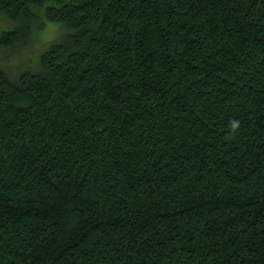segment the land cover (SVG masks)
<instances>
[{"label":"trees","instance_id":"16d2710c","mask_svg":"<svg viewBox=\"0 0 264 264\" xmlns=\"http://www.w3.org/2000/svg\"><path fill=\"white\" fill-rule=\"evenodd\" d=\"M0 53V264H264V0H0Z\"/></svg>","mask_w":264,"mask_h":264},{"label":"rangeland","instance_id":"374dc122","mask_svg":"<svg viewBox=\"0 0 264 264\" xmlns=\"http://www.w3.org/2000/svg\"><path fill=\"white\" fill-rule=\"evenodd\" d=\"M8 25H11V24H5L4 26L7 27ZM9 27H11V26H9ZM58 30H59L58 24H54V23L45 24L44 27H42L41 29L38 30V33L36 34V38L34 40L33 46L31 48L26 49L27 51L26 50H17L16 56L14 59L17 60V59H19V57L21 58L22 54H26V53H29V55L34 56L36 53H38L40 50H42L48 44V42L50 40L53 39L52 37L55 35V33L57 34L56 36L59 35L60 31L58 32ZM2 58H3V55L0 53V63L2 62ZM6 65L7 64H4V67ZM2 67L3 66H1V64H0V69H3ZM14 67H15V65H13V67L10 66L9 72H11V70ZM6 69H7V67H6Z\"/></svg>","mask_w":264,"mask_h":264},{"label":"clouds","instance_id":"9594fccd","mask_svg":"<svg viewBox=\"0 0 264 264\" xmlns=\"http://www.w3.org/2000/svg\"><path fill=\"white\" fill-rule=\"evenodd\" d=\"M235 123H237V122L234 121L233 124L235 125Z\"/></svg>","mask_w":264,"mask_h":264}]
</instances>
